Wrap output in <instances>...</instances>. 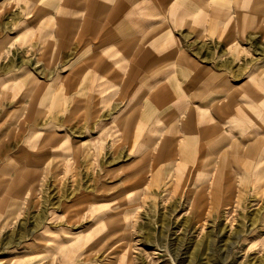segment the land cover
Listing matches in <instances>:
<instances>
[{"label":"rangeland","instance_id":"374dc122","mask_svg":"<svg viewBox=\"0 0 264 264\" xmlns=\"http://www.w3.org/2000/svg\"><path fill=\"white\" fill-rule=\"evenodd\" d=\"M0 264H264V0H0Z\"/></svg>","mask_w":264,"mask_h":264}]
</instances>
